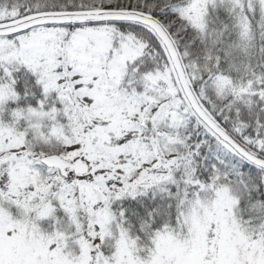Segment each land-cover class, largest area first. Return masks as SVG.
<instances>
[{
    "label": "snow or ice",
    "instance_id": "obj_1",
    "mask_svg": "<svg viewBox=\"0 0 264 264\" xmlns=\"http://www.w3.org/2000/svg\"><path fill=\"white\" fill-rule=\"evenodd\" d=\"M0 264H264V0H0Z\"/></svg>",
    "mask_w": 264,
    "mask_h": 264
}]
</instances>
